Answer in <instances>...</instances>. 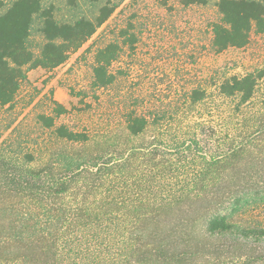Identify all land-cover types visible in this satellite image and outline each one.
Returning <instances> with one entry per match:
<instances>
[{
    "label": "trees",
    "instance_id": "trees-1",
    "mask_svg": "<svg viewBox=\"0 0 264 264\" xmlns=\"http://www.w3.org/2000/svg\"><path fill=\"white\" fill-rule=\"evenodd\" d=\"M88 1L94 16L71 22L45 0H13L0 13V106L15 101L31 70L64 64L122 0ZM217 7L218 53L264 33V0ZM36 18L39 54L30 45ZM121 49L113 41L96 50L93 88L116 82ZM263 79L259 68L226 76L213 94L194 88L180 111L131 109L122 142L60 122L69 109L55 100L38 117L51 140L0 145V264H264V223L251 219L264 211Z\"/></svg>",
    "mask_w": 264,
    "mask_h": 264
},
{
    "label": "rangeland",
    "instance_id": "rangeland-1",
    "mask_svg": "<svg viewBox=\"0 0 264 264\" xmlns=\"http://www.w3.org/2000/svg\"><path fill=\"white\" fill-rule=\"evenodd\" d=\"M3 1L0 13L13 0ZM218 1L183 6L173 0L164 7L156 0H122L110 19L64 64L50 71L31 70L15 101L0 106V145L11 140L13 147L20 144L27 148L51 140V130L43 129L38 117L50 113L55 100L69 109L60 122L95 132L111 131L110 135L119 136L122 142L126 139L125 112L134 108L145 113L180 111L192 89L202 87L213 94L226 76L264 68V33H253L243 48L215 50L212 25L221 17ZM45 2L55 3L56 16L62 21L93 17L97 11L88 0ZM40 27L41 21L36 18L30 38L36 54L44 42ZM132 37H136L133 45L128 40ZM113 41L122 46L111 67L117 80L107 88L95 89L96 50ZM260 95L264 96V79ZM258 216L251 219L264 223V211Z\"/></svg>",
    "mask_w": 264,
    "mask_h": 264
}]
</instances>
